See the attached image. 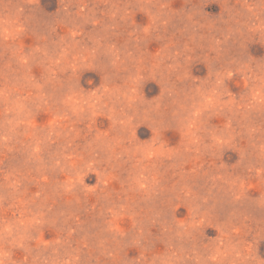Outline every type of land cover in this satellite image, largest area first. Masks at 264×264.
<instances>
[{
  "label": "rangeland",
  "instance_id": "obj_1",
  "mask_svg": "<svg viewBox=\"0 0 264 264\" xmlns=\"http://www.w3.org/2000/svg\"><path fill=\"white\" fill-rule=\"evenodd\" d=\"M0 264H264V0H0Z\"/></svg>",
  "mask_w": 264,
  "mask_h": 264
}]
</instances>
